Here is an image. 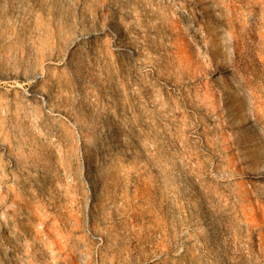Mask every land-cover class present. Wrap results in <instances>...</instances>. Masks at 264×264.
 Returning <instances> with one entry per match:
<instances>
[{
  "label": "rangeland",
  "instance_id": "374dc122",
  "mask_svg": "<svg viewBox=\"0 0 264 264\" xmlns=\"http://www.w3.org/2000/svg\"><path fill=\"white\" fill-rule=\"evenodd\" d=\"M0 264H264V0H0Z\"/></svg>",
  "mask_w": 264,
  "mask_h": 264
}]
</instances>
